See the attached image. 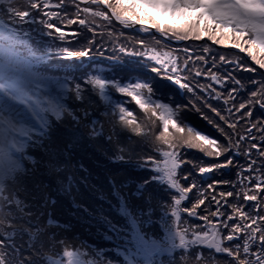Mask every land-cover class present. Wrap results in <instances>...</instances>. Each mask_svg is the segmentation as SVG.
I'll return each instance as SVG.
<instances>
[{"label":"trees","instance_id":"1","mask_svg":"<svg viewBox=\"0 0 264 264\" xmlns=\"http://www.w3.org/2000/svg\"><path fill=\"white\" fill-rule=\"evenodd\" d=\"M35 2L43 9L42 12L31 9L28 0L12 3V6L20 10L32 12L37 21L36 24L23 25V29L28 30L30 35L34 37V40L29 42L33 44V51L35 52V56H29L25 53L24 58L32 65L31 70L33 73L35 72L37 76L43 78L46 82H48V78L57 77L64 83V88L62 91H58L54 87L51 88L57 94V104L59 105L55 108L53 114H46L49 121L46 120L44 129L38 132L29 131L28 145L20 150L22 156L27 155V159L25 162L23 161L21 167H14L10 172L11 177L16 178L15 182L18 181L19 184L18 189L11 193L14 194L11 199L0 200V264H68V261L65 260L68 259V256L62 254L63 251H61L64 246L72 249L70 253L74 249L80 250L81 253L82 249L93 251L99 249L95 245H104L106 239L104 240L101 234L97 239L93 234H98L107 229V215H111L109 209L112 207L110 202L116 204L115 207H119L120 202L124 199L126 202L133 198L143 201L150 192H155L156 189L159 191L155 193L156 199L161 197L160 192L165 193V196L171 195L165 201L150 204L149 211L154 217L152 216V219H148L144 223L152 228L155 237L162 238L157 233L164 232L167 228L182 232L185 237L188 235L187 237L191 241L194 234L208 230L207 222L201 218H199L200 226H196V230L191 231L192 227H189L191 223H188L187 219H192V216L184 209L194 210L196 214L199 211V207L193 209L197 194H199V191L192 187L193 185H191V199H188V201L183 200L179 206V220L172 216L173 201L179 198L180 193L176 189H171L167 184V179L162 170L165 167L164 161L166 162L167 158L163 154L161 159L158 157V153H164L166 148L167 151H172V149L156 140V137L160 136L164 130L156 117L152 115L155 107L149 108L147 106L148 109H153L150 112L143 111L139 105L131 102L130 110L133 111V116L130 120H132L133 125L140 126V132L137 133L133 131L132 126L123 124L117 113L105 107L104 100L99 97L97 89L87 83V76L95 71L97 67H102L105 71L109 69L105 72L107 80L112 79L118 82H133L134 80L143 82L147 80L150 86L153 84L158 85L154 88V96H152L156 101L168 103L174 111L178 106L183 105L177 113V115H180V120L186 116L190 126L201 130L203 134L206 133L210 138H215L222 144H227L225 136L221 135L213 125L206 122L207 120L204 117L214 119L225 129V132L232 134L234 143L240 135H248L249 129L252 131L251 136L248 135V137L251 138L257 134V130L253 129L252 125L260 127L263 126L264 121L251 119L250 116L253 112L251 108L254 107L262 111L264 109H261L259 105L249 104L251 94L249 96L248 92L260 89L261 84L264 83V75L256 70H246V68H252L251 65L256 66V63L251 60L246 52H243V54L246 55L249 64L243 55L230 52L229 50H238L232 47L230 43L223 46L215 44L225 50L212 47L210 43L213 42L206 36L202 37L201 40L207 39L208 42L194 43L191 41L197 40L189 38L182 40L184 41L183 45L177 46L166 44L155 36H138L136 31L126 30L116 24L102 7L99 10L104 11L110 20L96 18L95 23L90 26L92 30L88 31L87 28H80L78 24L69 25L67 20L50 18L43 14L47 11H57L61 17L67 15L68 19L85 18L82 12L79 16L75 14V3L65 0L64 9H59L55 5L59 4L60 0H49L52 5L50 8H43L40 0H35ZM8 6V3H0V20L9 27L19 28L18 21L10 18L6 13ZM79 6L81 9L85 7L84 5ZM86 6L96 10L94 5ZM31 18L29 17V19ZM40 19H51L54 25L53 28H44L43 25L38 23ZM57 26L66 34L67 47L70 51L87 48L90 56L69 59L56 56L58 48L65 46V43L53 39L59 35L55 31ZM42 32H50L51 37L43 36L41 38ZM74 33H78V36H74ZM167 36L171 40H176L171 33H168ZM37 41H39V50L36 47ZM89 41H91V44H89ZM156 41H159V43ZM121 47L125 49L123 52L120 51ZM182 47L187 48L188 53L185 54L183 50L184 54H182ZM205 47L209 49V52L203 51ZM153 51L161 55L167 52L178 57L182 68L188 54H192V60L188 61L187 65L189 71L181 72L180 75L187 77V81L182 80V82H189L194 87V94L187 93L186 90H180L177 85H173L172 81H169L165 76L164 71L160 69V65L146 59L147 54ZM200 55L206 57L207 63L196 59ZM221 55L226 57L228 63L220 61L219 57ZM233 60H237L241 67L234 68L237 61L232 62ZM213 63L217 65V68L213 70L218 71L222 78L231 72L236 79L241 81V85H235L233 81H227L225 86L216 85L204 75L195 77L196 80L195 78L192 79L193 71L195 73L197 69L202 71L205 69L207 72ZM153 67L159 70V75L152 72ZM73 76L76 79H72ZM258 79L263 82L256 85ZM197 82L204 85L212 84L216 91L222 94L221 99H213L215 93H212L211 89L202 92L198 87H195ZM76 83H80L82 90L79 99L75 96L74 91ZM233 88L237 89L238 94L230 99L226 106L233 109L230 114L224 110V99L228 97V92ZM204 92L207 94H204ZM260 98L257 97V99ZM241 103H244L246 107L241 109L240 112H236L235 109ZM212 108L219 109L222 115L228 117V122L237 125L236 128H228V122L220 121ZM213 132L214 135L210 134ZM253 141L255 140L253 139ZM190 149L182 146L177 150L178 154L182 153L183 161L182 166L177 169L178 173L180 171L183 173V176L178 177V183L181 187L190 178L184 174L187 172L185 168L187 170L191 169L190 165H187L189 158L186 157H190V160L197 162V165L194 166L196 170L192 173L198 176L200 175V166H211L219 159L228 156L227 153L219 158L208 157L199 149ZM193 156L197 157L196 160ZM157 166H163V168ZM236 170L237 167L232 170H223V177L233 178L235 182L238 179ZM209 175H212V173L204 174L203 181L208 182ZM185 176L188 179L185 183H182ZM4 177L8 178L7 176ZM200 182L197 185L202 188ZM242 185L243 187L248 186L246 181H242ZM93 186L95 189L91 191L90 189ZM103 187L106 191H100V188ZM1 190L2 193L5 191V189ZM262 191H264V188H262ZM11 194L7 195V198ZM201 194H203V191H201ZM208 198L209 194L207 192L206 199ZM233 198L237 203L236 197ZM91 200H95L99 205L96 214L91 211L89 205ZM239 200H243V198ZM239 202L240 205H244L243 201ZM228 203L232 204L231 201H228ZM254 203L248 202L249 205ZM259 207L261 209L260 214L264 216V203L261 202ZM245 210H250V208ZM222 211H227L231 215V209L226 206L222 207ZM205 216L214 223L219 224V221L211 217L210 214L205 213ZM123 217L122 214L116 219H110L109 223L115 225L114 228L118 226V228L124 229L123 225H126V222ZM223 218L221 217V219ZM49 220L55 223H49ZM102 222L103 224H101ZM236 222L237 220L231 221V223ZM201 226H204L206 230L201 229ZM220 227L222 232L228 231L223 229L222 225ZM186 228L190 230L189 234L185 233L184 229ZM90 230H93L94 233L92 231V234ZM119 232L121 233V230ZM241 236L243 238V234ZM118 238L122 239L119 234ZM237 242H240V240ZM257 243H259L258 240ZM129 244L132 245V243ZM130 245L121 242L117 245V249L126 251L127 248H131ZM203 246L206 247V245L189 244L185 248H173L166 254L154 253L149 256V264H218V260L224 264H231V259L226 254H223L226 257L221 258V254H216L215 251L213 262L210 263L212 258L200 256L199 254V250ZM100 249L111 252L106 247ZM77 255L73 251L70 256L75 257L78 264H107V260L102 258L104 257L102 254L97 257L95 254L93 261L91 259L83 260L82 257ZM162 256L168 258L169 262L161 259ZM175 258H180V260H174ZM117 262L119 264H129L126 260ZM141 264H144V262Z\"/></svg>","mask_w":264,"mask_h":264},{"label":"snow or ice","instance_id":"2","mask_svg":"<svg viewBox=\"0 0 264 264\" xmlns=\"http://www.w3.org/2000/svg\"><path fill=\"white\" fill-rule=\"evenodd\" d=\"M18 2V0H16ZM30 8L33 10L43 11L40 5L35 0H28ZM43 4V8H50L52 5L49 0H40ZM76 4V15L79 16L82 12L84 14L83 19L72 20L68 19L67 15L61 17L57 11L43 12L46 17H55L57 19L67 20V24H78L80 28H87L91 31V25L95 23L96 18H102L103 20H110L104 11L99 10L100 5L106 6L111 10V16L115 18L121 25L125 27H131L133 24L150 25V28L156 29L161 34L167 35L171 33L177 41L187 40L189 38L194 40H200L202 37H207L215 44L225 45L231 43V46L238 49L240 52H246L251 60L254 61L260 68L264 69V0H72ZM83 2L87 5H95L96 10H92L90 7L85 6L80 8V3ZM8 7L6 13L10 18L15 19L20 24V27H9L2 20H0V114L11 113L16 111L17 105L30 104L29 93L36 86L38 81L35 79L31 68L32 65L28 60L24 58L26 53L29 56H35L33 51V44H30V40H34V37L30 35L28 30L23 29L24 24H36L37 21L33 16V13L28 10H20L12 6L13 0H7ZM65 0H60V3L55 5L56 8L64 9ZM66 11V10H65ZM196 12L195 19L187 18L184 24L181 25H166L160 23L157 16L171 15L173 17L183 15L184 13ZM29 17H32L29 19ZM46 29L53 28V22L51 19H40L38 22ZM34 31V30H33ZM55 31L59 34L58 37L53 38L58 42L65 43L64 47H59L56 56L64 59L69 58H82L90 56L89 50L70 51L67 47L66 34L61 31L60 27H56ZM140 31L148 32L149 29L141 27ZM43 36L51 37L50 32H42ZM74 36H78V33H74ZM245 37H247L245 39ZM159 43V41H156ZM91 44V41H89ZM247 45V47H245ZM37 50H39V41L36 42ZM125 49L120 48L123 52ZM185 53H188V49H184ZM204 52H209V49L205 47ZM258 53L260 54L258 56ZM139 54V53H137ZM150 60L155 61L160 65V69L164 71L165 76L169 81H172L173 85H177L180 90H186L187 93L194 94V87L187 81V77H182L181 72L189 71L187 65L188 61L192 60V54H188L187 59L184 61V67L182 68L179 62V58L172 56L169 53L161 54L153 51V54L149 57ZM199 61L207 63L206 57L200 55L196 57ZM221 62L228 63L226 57L221 55L219 57ZM83 63V61H81ZM241 65L236 63L234 68H240ZM217 68V65L213 63L211 68H208L207 72L200 69L195 70V76L200 77L204 75L209 78L214 84L225 86L227 81H233L235 85H241V81L236 79L231 72H229L223 78L218 71L213 69ZM247 71H255L252 68H246ZM152 72L157 75L160 74L159 70L155 67L152 68ZM72 79H76L75 76ZM87 83L91 84L93 88H98L101 95L105 89L111 85L119 93H127L132 96L134 100L140 105L142 109L148 111V105H155V109H158L161 113L159 116L160 121L163 124L164 131L160 136L156 137V140L168 145L172 151H165L163 155L167 158L165 167L163 169L167 184L171 189H176L180 196L173 201L172 216L177 220L180 218V205L183 200L190 194L192 188L181 187L177 182V169L182 166V153L178 154L177 150L182 146L188 148H196L203 152L208 157L219 158L229 152L232 155L228 156L224 163H218L213 166H200L199 173L201 178L204 174L211 173L214 170L228 167L234 163L233 157L241 155L240 145L245 141V136L240 135L238 140L234 143L232 134L225 132V129L221 127L214 119H209L207 116L204 119L227 140V144L218 142L215 138H210L209 135L203 134L201 130H197L195 127L185 125L181 127L177 123L178 111L183 105L177 107L174 111L169 107L168 103L155 102L152 96L149 95L147 99L143 98V90H147L149 94L153 93L154 88L158 85H151L145 80L143 82H136L132 85H124L115 80H107L100 76H88ZM254 83V82H253ZM202 92L211 89L215 95L213 99L220 100L222 94L216 91V88L212 84L204 85L197 84ZM75 96L77 99L81 96L80 83L75 84ZM237 89L233 88L228 92V97L224 99L225 111L230 114L233 109L227 108L229 100L237 95ZM261 97L257 99V97ZM191 103V102H190ZM249 104L259 105L261 109H264V83L261 84L260 89L251 92V100ZM195 107V105H193ZM246 105L241 103L236 112H240ZM212 111L219 117L220 121L228 122V117L221 114V111L217 108H212ZM120 120L126 126H132L133 131L140 132L139 125H133L132 121L127 119L124 115L126 112L125 107L119 108ZM155 115V111L152 112ZM250 115V113H248ZM131 116V112L128 113ZM169 125L174 130L169 132ZM228 128L235 129V123H227ZM257 125H252V128H256ZM186 128V132H185ZM264 132V127L260 129ZM251 129L248 130V135L251 136ZM260 143L264 144V136H261ZM251 148H257L256 143L251 144ZM3 149L0 148V152ZM245 156H250L251 151L247 150L243 153ZM259 156L264 158V150L259 152ZM260 168H264V162L259 165ZM238 175L243 172L257 171L256 161H249L246 168H242L237 162ZM159 170V169H158ZM188 179L187 176L184 177ZM257 183L254 187H250V190L243 188L242 181L249 180L248 176H241V179L236 184H241L240 190L234 191H219L217 194L215 188L221 184H233L231 181H215L213 184H208L207 188L212 189L211 201L215 204V210L211 211V216L219 221V224L209 220L207 216L201 217L202 220L207 222L206 231L196 233L191 241L185 239V235L181 232L172 233L173 247L185 248L189 244L193 245H206L208 249H214L216 254H226L230 257L235 264H264V216L260 214L261 199L264 198V177L257 175L255 177ZM4 180L2 173H0V182ZM192 187H195L193 185ZM235 188V185H233ZM242 195L244 205L239 203L230 204L228 198L237 197ZM248 202H255L253 205H249ZM205 200L200 199L198 204L193 205V209L204 205ZM228 207L231 209V215L227 211H222V207ZM250 208L251 210H245ZM189 212L192 217L196 216L194 210ZM221 217H224L221 219ZM237 220L236 223L231 221ZM227 229L228 234L222 235V229ZM241 234H243L242 251L243 257L240 256L241 245L237 244L235 248L224 246L225 242H232L233 240H240ZM257 237H259V243L257 244ZM177 239L179 245H177ZM256 247L257 251H252V248ZM65 256H70V252H65Z\"/></svg>","mask_w":264,"mask_h":264},{"label":"rangeland","instance_id":"3","mask_svg":"<svg viewBox=\"0 0 264 264\" xmlns=\"http://www.w3.org/2000/svg\"><path fill=\"white\" fill-rule=\"evenodd\" d=\"M4 1H7V0H4ZM22 1H26V0H22ZM196 15H197L196 12H192V13H184L183 15H178L175 17H173L171 15L157 16V19L162 24L181 25V24H184L186 19L189 17L192 19H195ZM146 26L150 27V25H147V24H146ZM132 29H134V28H132ZM134 30H136V33H138V36L139 35L140 36L141 35L142 36H154V35H151L149 33L142 32L138 29H134ZM165 36H167V35H165ZM168 39L171 40V38H169V37H168ZM172 40H174V39H172ZM198 41H200V42H198ZM191 42L201 43V42H208V41H207V39H202V40L200 39V40L191 41ZM183 44H184V41H182V43L180 45H183ZM210 45L211 46L215 45V43L214 44L210 43ZM230 45H231V43H230ZM212 47H214V46H212ZM182 48H183V49H181L182 54H184L183 50L185 49V47H182ZM214 48L220 49L221 47H218L217 45H215ZM152 54H153V52L148 53L146 59L150 60L149 57ZM242 54H243V52H242ZM243 57H244V59L247 58L246 55H244V54H243ZM161 58H163V55H161ZM150 61H152V60H150ZM234 61H237V60H233L232 62H234ZM152 62L156 64L155 61H152ZM237 63H239V62L237 61ZM157 65H159V64H157ZM222 65H224V64H222ZM256 67L258 69H260V71L257 69H254V68L253 69L258 71L262 75H264V69L260 68L259 65H257V64H256ZM107 71H109V69H106V71H105L104 68L97 67L96 70L93 71L89 76H100L101 78L106 79L105 76H107V75L105 74V72H107ZM204 72H206L205 69H204ZM34 77L38 81V83L33 88V90L29 93V99H30L31 103L26 104V105H17L16 111H13L11 113L0 114V148L3 149V151L0 152V173H2L3 177L4 176L8 177V178L4 177V180L2 182H0V200H2V201H6L8 199H11L14 196V194H11V193L15 189H18L17 186H18L19 182L18 181L15 182L16 178L11 177L10 172L14 167H21L23 161L25 162V160L27 159V155L22 156V154L20 153V150H23L28 145L27 141H28L29 136H30L29 131L38 132V131L44 129V127H45L44 124H45L46 120H48V116H46V114H49V115L53 114L54 111L56 110L55 108L59 105V104H57L58 103L57 94L54 91H52L51 88L54 87L58 91H62L64 88V83L57 77H53L52 79L46 78L48 82H46L43 78H41L39 76H34ZM195 77L196 76H195V73L193 71L192 79H194ZM87 78H88V76H87ZM196 79L197 78H195V80ZM259 80L260 79H258V81H256V85L261 84L263 82V81H259ZM136 82H142V81H140V80H134L133 82H129V81L128 82L127 81L122 82L121 81L119 83L121 84V86H124V85L130 86ZM96 89L98 91L99 97L103 98V100H104L103 103L105 104V107H107L109 110H112L114 113H117V115L119 117L121 115L119 112V108L125 107L126 112L124 113V115L126 118H128L130 120V118L133 116V111L130 110L131 102H134L135 104L139 105L136 102V100H134L132 98V96L127 95V93L117 92L115 90V88L111 87V85H109L105 89L103 96L101 95L100 90L98 88H96ZM204 94H207V93L204 92ZM248 94L250 96L251 92H248ZM142 95H143L144 99H147V97L149 95L154 96L153 93L149 94L146 89L143 90ZM152 99L155 102L163 103V102H160L158 100L156 101L153 97H152ZM148 106H149V108L155 107L154 104L148 105ZM152 109L153 108L149 109L148 111L150 112ZM31 110L34 113V116L31 114ZM251 110L253 111L252 116H250L251 119L258 120V121L259 120L264 121V110L263 111L257 110L254 107L251 108ZM143 111H146V110L143 109ZM154 111H155L154 117H156V120H158L159 124L161 125V128L163 129V124L159 119V116L161 115V113L158 109H154ZM129 112H131L130 117L128 116ZM16 114H19L23 119H25L26 123L23 122L22 120L18 119L15 116ZM177 116L180 117V115H177ZM188 119H190V118H188ZM177 123H179L181 127H185V125L190 126V123L188 122L186 116L182 117L181 120L178 118ZM200 125H201V127H203L202 124H200ZM262 125L263 126H260V127L257 126L256 128H254L255 130H257V134L254 137H251L252 140L249 141V139H251V138L248 137V135H243V136H245V141L243 143H241V145H240V151L242 154L233 157L234 163L232 165H230L228 167H223V168H220V169H217V170H214L213 172H211L212 175L208 176V178H209V179H207L208 182L203 181V179L201 178V175L196 176L195 174L192 173L196 170V167H194V166L197 165V162L194 160H190L191 159L190 157H186V158H189L188 159L189 162L188 161H186V162H188L187 165H190L191 169L187 170L185 168V170L187 172L184 174L188 175L190 178H189V181L186 183H185L186 179H184V181H182V183H185V184H183L182 186L191 188V185H195V190L199 191V194H197V197H196L195 205L198 204V201L200 199L205 200V204L199 206V208H198L199 211L197 212L196 216L192 217V219H187V221H189L188 223H191L189 225V227H192L191 231L196 230V228H197L196 226H200L199 218L204 217L205 213L211 215V211H213L215 208V207H213V205H215L214 202L210 201L213 190L207 188L208 184H213L215 181H231V182H233V184H221V185L217 186L214 190L218 194L219 191L227 192V190H229V191L240 190L241 185L236 184L235 182L240 180L242 175L249 177V180H244V181H246L248 186L243 187V188H247L249 190H250V187H254L255 184L257 183V181L255 179V177L257 175L264 177V168L259 167V165L262 162H264V158H261L259 156V152L261 150H264V144L260 143L261 136H264V132H262L260 130L261 127H264V122L262 123ZM169 128H171V125H169ZM172 130L173 129H170L169 132L171 133ZM28 133H29V135H28ZM204 134H206V133H204ZM210 134L214 135L215 133L213 132ZM253 139L255 141H253ZM252 143H256L257 148H255V149L251 148ZM193 149H196V148H193ZM190 150H192V149H190ZM247 150L251 151L250 156H245L243 154ZM166 151H167V148H166ZM162 154L163 153H161V152L158 153L159 159H161ZM192 154L198 155L197 153H192ZM227 155L230 156V155H232V153L229 152ZM228 156H227V158H228ZM186 158H185V160H186ZM193 158L196 160L197 157L193 156ZM227 158H224V159L221 158L217 162H214L211 166L218 164V163H224L227 160ZM260 159H262V160L260 161ZM249 161H256V166L258 169L257 171L243 172V173H240V175H238V168H237L236 171H237L238 179L235 182H234L233 178L223 177L224 176L223 170H225V169L226 170H229V169L232 170L233 168L237 167V162L239 163V165L242 168H246ZM166 162H167V160H166ZM166 162L164 161V164ZM156 165H158V163H156ZM157 167H160V166H157ZM192 167H194V168H192ZM160 168H163V166ZM179 176L180 177L183 176L182 171H180L179 173L177 172V176H176L177 182H178ZM214 176H218V177H214ZM192 181H193V183H191ZM198 182H200L202 184V186H203L202 188L198 187V185H197ZM92 185H95V184H92ZM233 185H235V188L233 187ZM19 187H20V185H19ZM262 188H264V186H262ZM1 189H5V191L2 193ZM94 189H95V187L93 186L90 190L93 191ZM96 189H98V187H96ZM100 191H106V189L103 187V188H100ZM201 191H203V194H201ZM158 192L159 191L157 189L155 190V192H150L148 197L145 198L143 201L138 200V198H133V199H129V202H126V201H124L125 200L124 199L120 202L119 207H115L116 204L110 202V204H112V207H111V209H109V212L111 213V215H107V217H108L107 222H106L107 229H105L103 232H100L98 234L97 233L93 234L94 231L90 230L91 233L93 231L92 234L97 239H99V234H101L104 237V240L106 239L107 241L105 240L104 245H100V246L95 245V247L99 248V249H96L93 251H88V250L82 249L81 253H80L79 252L80 250L77 251L76 249H74L73 250L74 254H78L77 256L82 257L81 259H83V260L91 259L92 261H93V257L95 254H96V257L102 254L104 256L102 258H105L107 260V264H119L117 261H123V260H126L129 264H141L143 262H144V264H149V261H150L149 256H152L154 253L166 254V253L170 252L174 248L173 247V241H172V233L177 232V231H175V229H167V228H165L166 231L161 232V233H159L157 231L158 232L157 234H160L162 236V238L159 239L153 235L154 231L152 230V228L149 227V225H146V223H144V222H147L148 219H152V216L154 217V215H152L151 212L149 211V207L151 206L150 204L151 203L152 204L157 203V201L158 202L159 201H165L168 199L167 197L168 196L170 197V195H171L170 194L168 196H165L166 195L165 193L160 192L159 195L161 197H158L156 199L155 193H158ZM207 192L209 194L208 199H206ZM9 194H11V195L7 198V195H9ZM191 197H192V195L189 194L186 197V201H188V199H191ZM240 198H243V197H241V196L239 198L236 197V200H238L237 203H239V204H241L239 201H243V200H239ZM228 201H231L232 204L236 203V201L234 200L233 197L228 198ZM261 202L264 203V198L261 199ZM89 205H90L91 211L93 213H95V214L98 213L97 209L99 210V208H98L99 205L95 200L94 201L91 200V204H89ZM120 207H122V208L120 209ZM122 214L124 215L123 219L126 222V225H123L124 229H120V228H118V226L116 228H114L115 225L110 224L109 220L110 219H116V218L120 217V215H122ZM79 216H80V214H79ZM128 220H130V221H128ZM48 222L52 223V224L55 223V222H52L50 220ZM101 224H103V222ZM198 228H200V227H198ZM56 229H58V228H56ZM59 229H60V227H59ZM201 229L206 230V228L204 226H201ZM119 230H121V233L125 232L124 235H123V233L121 234L119 232ZM184 230H185V233H187V234L190 233V230H188V228H186ZM114 231H116L115 234H114ZM118 234L122 238L121 240H120V238L117 239ZM221 234L227 235L228 231L221 232ZM187 236L185 237V239L190 240V238ZM257 240L259 242V237L257 238ZM121 242H124L128 245H130L129 243H132V245H130L131 248H127L126 251L123 249H121V250L117 249V245ZM237 244L241 245L240 256L243 257V251H242L243 238H242V236H241L240 242L233 240L230 243L225 242L224 246L235 248V246ZM177 245H179L178 239H177ZM103 247H106L107 250L111 251L113 254L111 252H107L106 250L103 251V249H100ZM71 250L72 249L68 248V246H64L61 251H63L62 254H64L65 252H71ZM257 250L258 249L256 247L252 248V251H257ZM73 251H72V253H73ZM199 254H200V256L203 255V256L212 258L210 263L213 262V255H214L213 249L210 250L207 248V246L206 247L203 246L202 249L199 250ZM226 256H224L223 254L220 255L221 258H224ZM161 259H165V262H169V259L165 258V256H162ZM65 260L68 261V264H71V263L72 264H74V263L78 264L77 263L78 261L73 256H68V259H65ZM102 260H104V259H102ZM174 260H180V258H175ZM221 263L222 262H219V260H218V264H221ZM232 263L235 264V261H233L231 259V264ZM222 264H224V263H222Z\"/></svg>","mask_w":264,"mask_h":264},{"label":"water","instance_id":"4","mask_svg":"<svg viewBox=\"0 0 264 264\" xmlns=\"http://www.w3.org/2000/svg\"><path fill=\"white\" fill-rule=\"evenodd\" d=\"M71 1H72V0H71ZM80 4H82V5H87V4L83 3V2H81ZM100 6L103 7L104 9H106V10L108 11L109 15L111 16V10H110V9H108V8H107L106 6H104V5H100ZM111 17H112V16H111ZM112 19L114 20V22H116V23L119 24L120 26L124 27L125 29H132V28H134V29H138V30H140L141 27L148 28L149 31L146 32V33H149V34H151V35H154V36L158 37L159 39H161L163 42H165V43H167V44H170V45H176V46H177V45H180V44L182 43V41L169 40L168 37L165 36L164 34H161V33L158 32L156 29H152V28H150V27H148V26H146V25H143V26H142V25H139V24H133L131 27H125V26L121 25L118 21H116L114 17H112ZM134 29H133V30H134ZM135 31H136V30H135ZM144 34H145V33H144ZM212 46L215 47V45H212ZM220 49L225 50V49H223V48H220ZM229 51L232 52V53H236V54L243 55L242 52H240L239 50H229ZM245 60H246V62L249 64V61L247 60V58H245ZM251 66H252V68L257 69V70L260 71V69H258L256 66H253V65H251Z\"/></svg>","mask_w":264,"mask_h":264},{"label":"bare ground","instance_id":"5","mask_svg":"<svg viewBox=\"0 0 264 264\" xmlns=\"http://www.w3.org/2000/svg\"><path fill=\"white\" fill-rule=\"evenodd\" d=\"M240 55V54H239ZM31 114L34 116V113H33V111L31 110ZM18 119H20V120H22L23 122H25L26 123V121H25V119H23L19 114H16L15 115ZM23 133V132H22Z\"/></svg>","mask_w":264,"mask_h":264}]
</instances>
